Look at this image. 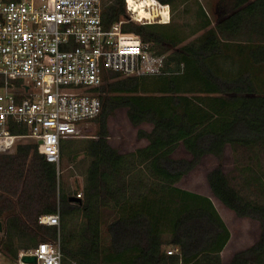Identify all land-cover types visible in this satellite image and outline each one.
<instances>
[{
    "label": "trees",
    "instance_id": "16d2710c",
    "mask_svg": "<svg viewBox=\"0 0 264 264\" xmlns=\"http://www.w3.org/2000/svg\"><path fill=\"white\" fill-rule=\"evenodd\" d=\"M158 1L164 5L174 2ZM221 3L224 9L220 12L217 5L215 26L206 18L203 36L180 48L177 37L161 29L166 24L123 26L124 31L139 34L158 54L170 53L165 69L152 77L154 86L147 83L150 77L146 75H111L98 89L103 107L94 121L99 130L97 139L87 141L85 152L91 162L78 201L70 198L79 193L60 189L56 165L45 161L37 145L21 144L15 153L0 155L3 256L15 260L20 250L55 239L58 228L42 225L39 219L59 214L63 264H121L128 254H133L129 264H223L221 252L229 231L213 203L172 186L203 157L222 158L227 146L234 151L264 147V0ZM126 17L124 0H114L103 12L106 27ZM224 61L230 62V69L224 70ZM188 93L205 97L192 98ZM120 109L126 110L133 126L151 125L150 131L138 129V138L147 143L134 152L120 153L107 139L108 118ZM73 144L66 140L61 156H72ZM180 144L191 160L171 157ZM147 180L154 182L149 185ZM208 182L223 206L261 224L259 242L235 254L230 264H264V204L242 195L220 168L209 173ZM172 190L179 194L171 197L176 206H159V194ZM144 191L153 192L156 199L151 201ZM105 202L126 215L103 224ZM77 212L86 223L72 233ZM166 215H172V236L166 244L178 248V254L169 255L162 249L165 242L156 221ZM102 225L113 256L104 255ZM25 238L36 245H25Z\"/></svg>",
    "mask_w": 264,
    "mask_h": 264
},
{
    "label": "built area",
    "instance_id": "2783aa9c",
    "mask_svg": "<svg viewBox=\"0 0 264 264\" xmlns=\"http://www.w3.org/2000/svg\"><path fill=\"white\" fill-rule=\"evenodd\" d=\"M124 1L127 17L106 27L104 0H0V155L30 141L59 172L63 142L81 137L83 127L100 115L98 89L108 77L162 73L166 55L123 30L129 23L162 22L139 18ZM160 6L170 11V5ZM39 222L57 227V237L20 250L10 262L63 264L59 214ZM178 253V248L167 252ZM25 256L37 262H25Z\"/></svg>",
    "mask_w": 264,
    "mask_h": 264
},
{
    "label": "rangeland",
    "instance_id": "374dc122",
    "mask_svg": "<svg viewBox=\"0 0 264 264\" xmlns=\"http://www.w3.org/2000/svg\"><path fill=\"white\" fill-rule=\"evenodd\" d=\"M113 1L114 0H104L105 8L111 5ZM145 1L155 12L148 13L147 18H158L160 22H164L168 19V16H170V21L168 23L156 24H166V26L161 29L165 30L168 35H175L177 37L179 48L190 42H196L203 36L206 29H204L202 25L206 18L212 21V27L215 26L218 17L217 5L220 7V12L224 9V3H221V0H174L173 4L170 5L169 14L167 8L163 9L154 0ZM131 5L133 6L132 2ZM169 53L170 52H168L166 56H168ZM231 54L234 58L236 57L234 50L231 51ZM230 65L229 61H224L222 64L224 70L230 69ZM120 77L123 78L125 76ZM149 77L147 83L154 86L155 81H153V76ZM146 95L155 96L158 94L148 93ZM188 96L192 98L205 97L197 93H188ZM107 125L108 142L120 153L134 152L137 148L146 145L147 141L139 139L137 131L139 128L146 131L151 130V125L146 123L138 127L133 126L127 117L125 109H120L112 114L108 118ZM98 130L99 125L97 121H93L83 127L81 137L70 139L74 141L72 146L74 154L70 157L65 155L61 156L58 172L59 186L62 191L70 194L82 193L86 181L87 169L91 162V158L85 152L87 141L97 139ZM30 143V141H21L19 145ZM16 149H13L7 154L15 153ZM171 157L176 160L192 159L191 155L185 150L182 144H180ZM217 168H220L227 175L231 184L235 186L242 195L264 204V147H258L252 151H245L243 149H236V151H234L230 146H227L222 158L218 159L212 155L203 157L190 174L184 176L181 181L172 185L177 191L190 192L202 198H208L213 203L229 231V239L221 252V259L223 264H230L235 254L247 250L259 242L261 224L258 220L250 217H239L233 210L223 206L221 202L215 198L209 186L208 175L212 170ZM153 182V180H147V184L149 185H152ZM144 192L151 201L156 199L154 198L155 194L153 192ZM159 195H161V198H159L157 202L159 206L162 205L170 209L176 206V203L171 197L179 196L178 192L172 190V192ZM135 198L136 195L134 199ZM135 202L137 201H133L134 206L137 207V203ZM126 213V211H120L119 208L114 207L111 203L105 202L104 209L101 211V221L103 224L110 223L119 216H125ZM171 217L172 215H166L156 221L157 229L165 242L162 249L167 252L172 248L170 245L166 244L172 236ZM85 223L86 219L82 213L77 212L73 224L71 225L72 233L78 232ZM101 238L104 255L106 254L109 256L111 254L113 256L114 252L110 247L109 236L103 225L101 228ZM23 243L32 247L36 245V242H30L27 238L23 239ZM132 256L133 254L124 256V261L122 263L129 264V259L132 258ZM10 261L12 260L7 256H0V264H13Z\"/></svg>",
    "mask_w": 264,
    "mask_h": 264
},
{
    "label": "bare ground",
    "instance_id": "6f19581e",
    "mask_svg": "<svg viewBox=\"0 0 264 264\" xmlns=\"http://www.w3.org/2000/svg\"><path fill=\"white\" fill-rule=\"evenodd\" d=\"M129 3H130V6H131V9L134 10L133 12L135 14H137V16L139 18H147V14L148 13H155L154 12V9L152 7H149L148 6V3L145 1V0H128ZM131 2L133 3V6L131 5ZM159 6L161 4H159V2H157V0L155 1ZM162 7L163 9L164 8H167L168 11H169V7H163V6H160ZM169 14H170V11H169ZM170 21V16H168V19L162 23H168Z\"/></svg>",
    "mask_w": 264,
    "mask_h": 264
},
{
    "label": "water",
    "instance_id": "95a60500",
    "mask_svg": "<svg viewBox=\"0 0 264 264\" xmlns=\"http://www.w3.org/2000/svg\"><path fill=\"white\" fill-rule=\"evenodd\" d=\"M70 201L76 202V201H78V198L76 196H72L70 198ZM1 229H2V224L0 222V230ZM23 261L28 262V263H36L37 262L36 257H34V256H25V257H23Z\"/></svg>",
    "mask_w": 264,
    "mask_h": 264
}]
</instances>
